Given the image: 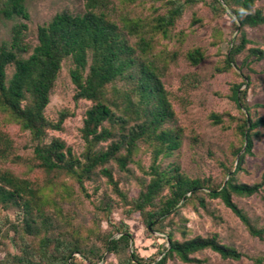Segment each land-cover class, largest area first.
Wrapping results in <instances>:
<instances>
[{
	"label": "trees",
	"instance_id": "1",
	"mask_svg": "<svg viewBox=\"0 0 264 264\" xmlns=\"http://www.w3.org/2000/svg\"><path fill=\"white\" fill-rule=\"evenodd\" d=\"M26 1L0 0V21L18 20L11 27L9 41L0 44V115L29 134L34 142L33 167L45 174L65 175L81 190L86 180L102 176L111 192L127 203V213L138 212L150 232L163 231L167 220L178 216L180 209L192 200L205 209L206 199H209L219 200L249 236L262 240L264 226L258 228L233 201L235 196L249 198L263 191L264 174L260 182L252 185L235 180L243 171L246 157L252 155L254 139L259 138L260 130L264 129V117L252 118L246 102L250 75L243 79L244 89L240 90V85L231 88L230 99L240 115H210L214 125H223L225 118L227 127L240 140V147L233 151V166L224 168L227 178L222 184L209 186L205 180L185 176L178 166L161 168L159 164L160 157L171 156L180 147V135L167 126L173 121L175 112L162 81L166 66L157 62L152 41L158 34L167 38L185 8L196 0H168L170 8L164 15L146 23L126 21L122 27L111 19V0H85L82 14L62 11L47 24L38 26L33 47L25 42L28 29L25 22L29 20ZM209 1L213 14L224 12V7L230 10L236 33L228 46L224 65L217 71L231 70L236 58L243 54L240 68L249 69L248 62L252 58L256 63L264 60L262 49L247 48L251 42L245 32L246 28L264 27V11L254 9L261 0ZM123 30L129 38L140 30L149 31L150 36L145 37L143 33L132 43ZM204 57L200 48L191 49L185 55L191 66L199 65ZM170 58L176 59L175 54ZM66 59L71 61L68 74L75 88L73 100L92 104L85 112L80 129L85 144L81 156H75L58 138L43 144L49 130H61L65 117L61 113L58 121L52 123L46 119L44 111ZM10 66L13 71L7 78L6 69ZM117 82L122 83L121 88L115 86ZM256 107L264 109V105ZM7 143L5 136L0 134V155ZM141 143L151 147V161L145 172L149 180L141 185L137 198L128 201L114 178L112 167L119 173H127ZM260 198L264 204V196ZM45 204L29 182L18 179L11 172H0V208L17 209L19 226L12 229L16 238L14 244L20 252L1 260L0 264H79L75 254L83 264H107L106 254L114 256L116 264H167L174 258L190 264L198 263L192 256L204 250L217 254L222 260L242 258L240 252L221 244L215 235L178 241L169 230L165 236L167 247L159 257L144 260L136 253L126 224L115 228L116 235L109 233L101 240L82 244L72 235L53 227L55 218L45 214ZM103 206L97 209H107L105 213L111 214L108 203ZM34 239H38L36 243Z\"/></svg>",
	"mask_w": 264,
	"mask_h": 264
},
{
	"label": "rangeland",
	"instance_id": "2",
	"mask_svg": "<svg viewBox=\"0 0 264 264\" xmlns=\"http://www.w3.org/2000/svg\"><path fill=\"white\" fill-rule=\"evenodd\" d=\"M167 1L111 0V19L120 27L126 21L129 24L137 20L146 23L168 11L170 6ZM209 2L196 0L195 4L187 6L168 37L154 35L152 45L154 53L158 55L157 62L166 66L162 81L175 112L173 121L167 126L180 135V147L171 156L160 157L159 164L161 168L178 166L185 176L205 180L209 186H218L227 178L224 168L233 166V151L240 147V140L235 137L232 129L227 127L229 124L225 118L223 125H214L210 115H240L230 99L231 88L240 85V90L244 89L243 79L248 74L251 84L247 89L246 102L250 107L251 117H264V109L256 107L264 105V60L256 63L252 58L248 62L250 70L246 66L240 68L245 56L243 54L236 58L235 67L231 70L222 73L217 71L224 65L225 54L236 33L230 10L224 7V12L213 14ZM26 9L29 20L25 22L28 27L25 42L33 47L36 44L38 26L47 24L55 14L62 11L82 14L85 10V0H27ZM254 9L264 11V0L257 2ZM15 23H18V20L0 21V44L9 41L11 27ZM140 31L132 38H129L124 30L122 33L134 43L143 33L145 37L150 36L149 31ZM245 32L251 42L247 48L257 47L264 51V27L246 28ZM194 48H200L205 56L197 66H191L185 58L186 53ZM172 54H175L176 59L170 58ZM70 67V59L62 62L44 111L46 119L52 123L58 121L61 113L65 115L61 130H49L43 144L58 138L71 148L75 156H81L85 144L80 129L85 112L92 104L88 101L73 100L75 88L68 74ZM12 71L11 66L6 69L7 78L11 76ZM115 86L121 88L122 83L117 82ZM260 132L259 138L253 141L252 155L246 157L243 171L235 177L238 183L252 185L261 181L264 174V129ZM0 134L4 135L8 142L0 155V172H11L18 179L29 182L46 201L44 212L48 216H54L53 227L72 235L82 244L101 240L109 233L114 234L115 228L121 227V224H126L133 238V247L144 260L159 257V253L167 247L165 236L170 230L173 239L178 241L215 235L221 244L242 254L239 261H231L222 260L217 254L204 250L192 256L198 263L190 264H264V238L258 240L249 236L237 218L219 200L206 199L205 209L198 207L197 201L192 200L180 209L178 216L167 220L163 231L150 232L138 212L130 215L127 213V203L111 192L102 176L86 180L84 189L81 190L65 175L45 174L35 169L32 159L34 142L29 134L19 130L1 115ZM150 161L151 147L141 143L134 155V163L128 167L127 173H119L114 166H110L128 201L137 198L141 185L149 180L145 172ZM261 196H264V180L260 195L249 198L233 197L234 203L258 228L264 226V204ZM105 203L110 206L111 214L105 213L107 209H97L104 208ZM16 214L17 209L0 208V261L20 254L14 244L16 238L12 229L19 226ZM37 240L34 239V243ZM75 256L76 261L83 264L76 254ZM104 259L107 264H116L112 255L106 254ZM167 264L184 263L174 258Z\"/></svg>",
	"mask_w": 264,
	"mask_h": 264
}]
</instances>
